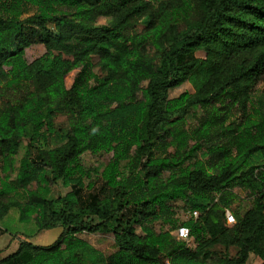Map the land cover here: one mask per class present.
<instances>
[{"label": "trees", "instance_id": "obj_1", "mask_svg": "<svg viewBox=\"0 0 264 264\" xmlns=\"http://www.w3.org/2000/svg\"><path fill=\"white\" fill-rule=\"evenodd\" d=\"M25 3L38 12L22 18ZM140 20L146 29L131 33ZM35 42L45 53L28 62ZM261 81L264 0H0V96L16 95L0 104V221L17 209L39 231L62 227L53 244L21 240L0 264H247L252 254L264 264V97L250 107ZM186 82L194 91L170 98ZM190 108L202 110L194 128ZM59 114L69 128L51 146ZM85 152L111 157L91 169ZM57 181L70 191L51 198ZM235 187L254 204L228 224ZM176 200L198 218L179 223ZM179 225L194 246L172 234ZM83 232L113 233L115 250L99 252ZM217 245L237 252L214 257Z\"/></svg>", "mask_w": 264, "mask_h": 264}, {"label": "rangeland", "instance_id": "obj_2", "mask_svg": "<svg viewBox=\"0 0 264 264\" xmlns=\"http://www.w3.org/2000/svg\"><path fill=\"white\" fill-rule=\"evenodd\" d=\"M156 4V3H155ZM59 9L68 10V7L65 6H57ZM39 6L33 5L31 3H25L23 5V13L21 15L22 18L27 17L31 14H34L38 12ZM176 20L175 23L178 25L179 28H183L185 26V13L182 9H180L176 14ZM98 24H107L108 18L106 17H99L97 20ZM50 27L54 28L53 23H49ZM146 29V23L143 20H140L133 28L129 29L131 33L137 32L140 33ZM45 53V47L40 42H35L32 44L29 48L26 49L25 55L28 62H31L35 58L41 56ZM94 62L96 63V72L102 76L105 71L101 68V66L98 64V58L96 56L93 57ZM80 71L79 68H76L69 72L65 76V84L67 87H70L75 77L77 76L78 72ZM263 89H264V81H261L256 88L254 89L252 93L253 102L251 103V110L253 114H256V109L260 108L263 95ZM189 91L193 92V87L188 83H184L183 85L171 89L169 96L170 98L177 97L182 92ZM16 95L11 92L6 93L5 96H0V104H2L4 101L10 99V97ZM202 110L199 108H190L189 114L187 116V127L194 128L198 124V117L201 115ZM54 128L55 133L51 136L50 142L51 146H56L60 144L64 138V135L66 131L69 128V117L67 114H59L55 117L54 120ZM27 141L23 140L18 158H20L25 149H26ZM172 151V149H169ZM161 151L156 149L155 155H160ZM111 155L109 154H97L92 155L90 152H85L80 156V163H82L84 166L89 167L91 169H103L108 161L110 160ZM144 160V158H140L137 160V157L134 158L133 162L131 163V170L136 172L140 169L141 163ZM128 163V161L123 162V164ZM93 178L99 179V176L97 173H93ZM88 183V182H87ZM35 184H32L30 188L34 189ZM68 191H70V187H66L62 184L61 181L55 182L51 188H50V194L49 196L51 198H56L60 195H65ZM88 192V189L85 190ZM233 193L236 195L233 198V201L231 203L230 210L233 212V210H238L240 213H244L246 210L251 208L254 204V194L252 190L250 189H244L235 187L232 189ZM15 198H18L19 200L25 201V198L27 196V191L24 189L19 190L15 194H13ZM174 208L178 212L177 217L179 220V223L189 219V210L186 209V202L184 200H176L173 202ZM154 228L158 231H166L168 229H171L170 225L163 224L162 222H156L153 224ZM136 230L139 234H143V231L139 226H136ZM62 232V227L58 226L51 229H44V230H37L36 226L33 223H24L20 221L19 219V212L17 209L11 210L10 213L2 220L0 221V259L4 256H7L13 252H15L18 249L19 243L22 239L27 237V240L36 244V245H42V246H48L53 244L58 237L60 236ZM173 232V231H172ZM79 237L85 239L90 246L97 249L99 252L104 253L105 255H108L109 253L113 252L115 250V244H114V235L113 233H106V232H96V233H88L83 232L79 234ZM189 245L194 246L195 243L193 242V239L188 242ZM214 251V257L218 256H224L225 253H229L230 256H235L237 252L236 247H230L227 251L226 248L222 245H217L215 248H213ZM263 260L252 254L250 256V259L247 264H262Z\"/></svg>", "mask_w": 264, "mask_h": 264}, {"label": "built area", "instance_id": "obj_3", "mask_svg": "<svg viewBox=\"0 0 264 264\" xmlns=\"http://www.w3.org/2000/svg\"><path fill=\"white\" fill-rule=\"evenodd\" d=\"M199 211L198 210H189V217L190 218H198ZM225 218L228 224H234L236 222V218L233 214V212L230 209L225 210ZM172 234L179 240H184L186 242H189L192 240L190 236V229L186 225H179L175 230H173ZM165 264H171L170 261H166Z\"/></svg>", "mask_w": 264, "mask_h": 264}, {"label": "crops", "instance_id": "obj_4", "mask_svg": "<svg viewBox=\"0 0 264 264\" xmlns=\"http://www.w3.org/2000/svg\"><path fill=\"white\" fill-rule=\"evenodd\" d=\"M9 213H10V212H9ZM9 213H8V214H9ZM24 223H26V222H24ZM28 223H33V224L35 225V223H34L33 221H31V222H28ZM28 223H27V224H28ZM35 226H36V225H35ZM36 228H37V227H36ZM24 239H27V237H26V238H24ZM24 239H22V240H24Z\"/></svg>", "mask_w": 264, "mask_h": 264}]
</instances>
